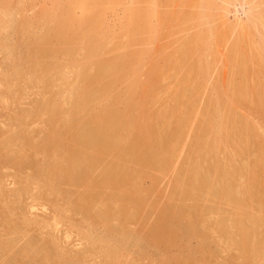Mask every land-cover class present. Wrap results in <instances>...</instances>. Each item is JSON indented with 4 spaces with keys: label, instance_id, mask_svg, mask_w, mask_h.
Instances as JSON below:
<instances>
[{
    "label": "rangeland",
    "instance_id": "obj_1",
    "mask_svg": "<svg viewBox=\"0 0 264 264\" xmlns=\"http://www.w3.org/2000/svg\"><path fill=\"white\" fill-rule=\"evenodd\" d=\"M113 112L151 146L125 160L127 216L92 223L106 209L81 199L113 156L76 168L26 142L91 139ZM0 147V264H264V0H0Z\"/></svg>",
    "mask_w": 264,
    "mask_h": 264
},
{
    "label": "bare ground",
    "instance_id": "obj_2",
    "mask_svg": "<svg viewBox=\"0 0 264 264\" xmlns=\"http://www.w3.org/2000/svg\"><path fill=\"white\" fill-rule=\"evenodd\" d=\"M99 42V41H98ZM98 48V47H97ZM96 48V49H97ZM92 49H94V48H92ZM235 49V48H234ZM98 50V49H97ZM88 55V56H87ZM87 55L85 54V56H86V58H87V60H89L90 58H92L93 56H91L89 53H87ZM95 55V54H94ZM54 56V55H53ZM86 60V59H85ZM101 61V60H100ZM100 61H97V62H100ZM50 62V61H49ZM52 62V61H51ZM54 62V61H53ZM90 62H92L91 60H90ZM88 63H89V61H88ZM87 63V64H88ZM86 65V64H85ZM92 65V64H91ZM90 65V66H91ZM96 65H98V66H96L97 68H98V71H97V76H96V78L95 79H89L90 77L88 76V72H87V70H85L84 68H82V67H80L81 69L80 70H82L83 72V75L82 76H84L83 78H87V76L89 77V78H87V79H85L90 85H92V84H94L96 81H98L99 80V77L101 78H103V76L105 75V73H107L108 71H109V69H112L115 65H116V62H115V60L113 59V61L112 60H108V61H106V62H103V63H101V64H96ZM87 66V65H86ZM89 66V65H88ZM85 67V66H84ZM40 68V67H39ZM39 68L37 69V70H39ZM46 68V67H45ZM90 68V67H89ZM79 70V71H80ZM78 72V71H77ZM111 72V71H110ZM78 75V74H77ZM107 75V74H106ZM75 76V75H74ZM80 76V75H79ZM108 76V75H107ZM78 78V77H77ZM92 78V77H91ZM111 78V77H110ZM48 79H49V77H48ZM46 80V81H49V80ZM81 79V78H80ZM78 80V79H77ZM96 80V81H95ZM81 81H83L82 79H81ZM105 81V80H104ZM48 83V82H47ZM96 83H98V82H96ZM99 84V83H98ZM50 85V84H49ZM102 85V84H101ZM73 86V85H72ZM108 86V85H107ZM79 88V87H78ZM92 88H93V86L90 88L91 90H92ZM95 88V87H94ZM95 90V89H94ZM78 91H80V88H79V90ZM93 91V90H92ZM77 92V91H76ZM85 91H82L80 94H79V96H78V98H80V99H82V98H84L85 99V101H88V99L86 100V96L85 95H83L82 93H84ZM93 92H95V93H97L98 95L100 94V92L101 91H99V90H95V91H93ZM103 92V91H102ZM88 94V93H87ZM86 94V95H87ZM13 95V94H12ZM70 96H71V94H70ZM76 96V95H75ZM74 96V98H76ZM93 97H94V95H92ZM100 97V96H99ZM98 97V99H100ZM74 98H72V100L74 101ZM90 98H91V94H90ZM96 98V97H95ZM97 99V98H96ZM90 100V99H89ZM79 101V100H78ZM52 105V104H51ZM89 105H90V103H87L86 104V107H84V109L83 108H81L82 109V113H81V115H82V120L84 121V119H86V120H88V118H89V114L91 113V108H89ZM60 106V105H59ZM55 108V107H54ZM70 108V107H69ZM58 109V108H57ZM56 108L55 109H53V108H51L49 111V113L48 114H50V117H49V119H50V124H51V127H50V129H52V126H54L53 124L55 123V125L57 124V118H58V111L59 110H57ZM80 111V110H79ZM68 115V114H67ZM80 115V114H79ZM57 117V118H56ZM68 117H70V115L68 116ZM96 117H98V116H96ZM79 116H77V117H73V120H71V117H70V120L74 123L73 125H74V127H77L78 125H79ZM99 118V117H98ZM59 119V118H58ZM78 120V121H77ZM81 120V121H82ZM122 122V118L117 114V113H115V112H113V113H109V116L108 117H106V116H104L103 117V121H102V123H100V125H98V127H93V125L92 124H88V125H90L91 127H89L90 129H93L95 132H93V134H89L90 135V137H91V139H89L88 138V136L86 135V133L84 132L83 133V135H82V137H81V139L82 140H74L73 142H71V140H70V142H69V144H68V141L69 140H67V142L65 143V141L64 140H60V138H58V139H56V138H53V137H51L52 135H49V131H48V135L49 136H47L42 142H41V144L39 145V146H34L33 145V143L30 141H28V142H26V143H28V145L26 144V147H28L27 149H31V150H33L35 153L36 152H38L39 154H42V155H45V157H47L48 159L50 158V156L51 155H55V156H58V157H62V158H64V159H66L68 162L70 161L74 166L76 165V166H79L82 162L84 163H89L90 165H91V168L92 167H96L101 161H103V160H105V159H107V158H110V157H112L113 156V158H114V160L113 161H110L109 162V165L107 166V168H105L102 172H101V174H100V178H99V180L97 181V184H96V186H95V188L93 189V190H91V191H88L89 192V194L90 193H96V196H97V198H96V200H95V198H94V200L92 199H90L89 198V200L86 198V197H82L83 199H81V200H84V201H81V203L83 202L84 204H86L87 205V207H91V205L92 204H94V203H97V204H100L101 206H104L105 207V213H104V211L102 212V213H104V214H102V215H100V214H98V216H96V217H93V219H91V222L93 221H97V220H99L98 218H103V219H105L104 220V222L106 223L111 217H112V211L114 210V209H111V205H113V203H115V202H121V204H125L124 203V201L125 200H123V198H121V196H120V192L122 193V191H123V189L125 188V186L128 184L127 182H128V180H126L127 178H124L123 176H122V174H123V172H125L126 170H127V168L130 166H126L127 168H125V160H127V161H131V159L132 160H134L135 161V163H137V164H139V163H142L143 161H144V158H143V156H141L140 154H137V150H139V148L140 149H142V150H139V151H143L144 149H147V147H148V149H149V146H151V143L149 142V140H150V136H148V138H149V140H134V137L132 138L128 133H124V134H122V135H120V123ZM122 125V124H121ZM79 126H81V125H79ZM82 126H86V125H82ZM147 126V125H146ZM122 127V126H121ZM80 128V127H79ZM54 129V128H53ZM52 129V130H53ZM74 129H76V128H74ZM81 129H83V128H81ZM86 129V128H85ZM78 130V129H77ZM151 130V129H150ZM79 131V130H78ZM77 131V132H78ZM152 131V130H151ZM20 132V131H19ZM65 132V131H64ZM65 134H66V132H65ZM81 134V133H80ZM88 134V133H87ZM79 135V134H78ZM152 135V134H151ZM63 136H64V133H63ZM43 137V136H42ZM66 137V139H68L67 138V136H65ZM64 137V138H65ZM63 137H62V139H64ZM65 139V140H66ZM132 140H134V141H132ZM156 140V139H155ZM148 141V142H147ZM5 142V141H4ZM23 142V141H22ZM80 143H83V144H80ZM159 143V142H158ZM85 144V145H84ZM121 144H124V148H123V150L125 151V157H123V158H121V157H116L115 156V152L117 151V150H120V148H119V146L121 145ZM155 144V143H154ZM164 144V143H163ZM5 145V144H4ZM81 145H84V146H87V147H85V149H84V146L83 147H81ZM153 145V144H152ZM156 145H158L157 143H156ZM161 145V144H160ZM12 146V145H11ZM16 146H17V144H16ZM163 146V145H162ZM165 146V145H164ZM26 147H24V148H26ZM46 147H47V149H46ZM156 148V151L157 152H155V154L152 156V160L153 161H160V160H162L164 157V151H163V149H165V147L163 148V147H160L159 145L158 146H155ZM1 148V147H0ZM5 148V147H4ZM21 151V150H20ZM154 151V150H153ZM170 151V150H169ZM3 152V151H2ZM27 152V151H26ZM143 152H145V151H143ZM142 152V153H143ZM17 153V152H16ZM38 153H36V154H38ZM124 153V152H123ZM4 158V157H3ZM16 158V157H15ZM39 158V157H38ZM52 158H55V157H52ZM129 159V160H128ZM55 160V159H54ZM195 160V159H194ZM152 161V162H153ZM69 162V163H70ZM161 162V161H160ZM84 163V164H85ZM128 163V162H127ZM44 164V163H43ZM83 164V165H84ZM102 164V163H101ZM45 165V164H44ZM71 165V164H70ZM132 165V164H131ZM136 165V164H135ZM75 166V167H76ZM44 167V166H43ZM42 167V170L44 171L45 170V174H47V172H48V170L50 169V167H46V169H44ZM83 167V166H82ZM103 167V166H102ZM106 167V166H105ZM211 167V166H210ZM77 168V167H76ZM188 168V167H187ZM68 169H70V168H68ZM68 169H64V170H61L60 172H58V173H60L59 175L60 176H62V178H65V179H68V183H71L72 185H81V186H84V187H86V185H88L89 183H90V180L87 178V177H85L86 179H77L76 181L77 182H74V180L72 179V175H73V171H71L70 170V172H69V170ZM73 169V168H72ZM128 169H130V168H128ZM223 169V168H222ZM74 170V169H73ZM196 170V169H195ZM198 170V169H197ZM42 171V172H43ZM132 171V170H131ZM208 171V170H207ZM217 171V170H216ZM69 172V173H68ZM71 172H73V173H71ZM49 173V172H48ZM91 173H92V171H91ZM196 173H198V172H196ZM217 174V173H216ZM87 175V174H86ZM92 175H93V173H92ZM124 175V174H123ZM133 175H134V172H132V178H133ZM222 175V174H221ZM98 177V176H97ZM127 177V176H126ZM130 177V178H131ZM32 178V177H31ZM122 178H124V179H122ZM132 178L130 179V180H132ZM30 179V178H29ZM45 179V178H44ZM47 179V178H46ZM49 179V178H48ZM129 180V181H130ZM184 180V179H183ZM186 180V179H185ZM193 180V179H192ZM214 180V179H213ZM47 181V180H46ZM54 181V180H53ZM41 182V181H40ZM92 182V181H91ZM135 182V181H134ZM215 182V181H214ZM222 182V181H221ZM34 183V182H33ZM211 183L213 184V182L211 181ZM22 184V183H21ZM217 185V184H216ZM221 185V184H220ZM128 186V185H127ZM204 186V185H203ZM213 186V185H212ZM214 187H216L215 185H214ZM217 189V188H216ZM104 190H108V193H109V195H107V197L106 198H104V197H102V195H101V192H103ZM218 190V189H217ZM228 192V191H227ZM16 193V192H15ZM200 193V192H199ZM225 193V192H224ZM69 194V193H68ZM98 194H99V196H98ZM212 194V193H211ZM85 195V194H84ZM221 195V194H220ZM219 195V193H218V196H220ZM94 196V195H93ZM95 196V197H96ZM218 196H217V198H218ZM23 197V196H22ZM224 198H227V197H225V196H223ZM127 198V197H126ZM220 199V198H219ZM221 200V199H220ZM126 203H127V201H125ZM130 202H133V201H130ZM238 203V202H237ZM239 204V203H238ZM127 206H128V204H125V205H123V206H121L122 208H121V213H123L124 215H123V217L124 216H127V210H128V208H127ZM237 206V205H236ZM77 207H79V206H77ZM120 207V206H119ZM101 208V207H100ZM240 208H242V210H244L243 208H244V204H240ZM120 209V208H119ZM190 211V210H189ZM116 212V211H115ZM119 213H120V211H118ZM186 212V211H185ZM217 212V211H216ZM118 213V214H119ZM120 213V214H121ZM191 213V212H190ZM246 213V212H245ZM190 215V214H189ZM92 218V217H91ZM250 218V217H249ZM193 219V218H192ZM227 219V218H226ZM232 219V218H231ZM254 219V218H253ZM90 220V219H89ZM88 220V221H89ZM239 221V220H238ZM241 221V220H240ZM92 222V223H93ZM226 223H228V222H226ZM232 223V222H231ZM235 223H237V222H235ZM237 224H239V223H237ZM241 224V223H240ZM242 225V224H241ZM236 226H238V228L240 227L239 225H236ZM241 229H242V227H241ZM197 232V231H196ZM90 233V232H89ZM239 233V232H238ZM242 234V233H241ZM245 234V233H244ZM244 236V235H243ZM229 237V236H228ZM93 240V239H92ZM30 241V240H29ZM248 241V240H247ZM250 242V241H249ZM242 248H243V251H244V253L245 252H247V250L248 251H250V248H252V247H248L247 248V246L245 247L244 245L242 246ZM255 249H256V247H255ZM251 249V253L253 252H255V253H262L263 252V250H262V247H260V248H258V249ZM264 249V248H263ZM242 251V252H243ZM4 253H6V252H4ZM248 253V252H247ZM251 253L249 254V255H251ZM113 254H116L115 252H113ZM253 255V254H252ZM113 256V255H112ZM114 258H112V259H115L116 257L115 256H113ZM14 259V258H13ZM250 260H253V259H250ZM255 260V259H254ZM253 262V261H252ZM25 263V262H24Z\"/></svg>",
    "mask_w": 264,
    "mask_h": 264
}]
</instances>
